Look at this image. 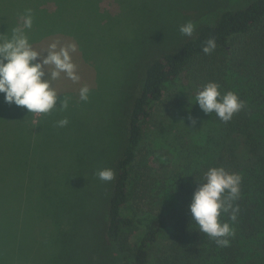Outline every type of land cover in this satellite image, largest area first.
<instances>
[{
  "label": "trees",
  "instance_id": "1",
  "mask_svg": "<svg viewBox=\"0 0 264 264\" xmlns=\"http://www.w3.org/2000/svg\"><path fill=\"white\" fill-rule=\"evenodd\" d=\"M45 1L14 0L13 6L39 7ZM51 1L58 8L95 6L100 30L93 36L100 49L124 48L129 35L137 42L156 35L165 49L159 56L146 57L145 41H140L141 51L137 49L146 60L139 68V89L125 93L122 101L118 92L111 116L98 119L99 128L91 131L86 123H74L72 135L61 141L63 149L32 170L31 135L36 124L26 108L17 107L12 120L27 138L22 185L18 192L12 189L11 202L0 205V234L14 242L21 240V247H31L33 217L32 227L51 231V243L68 264H87L84 249H77L89 234L99 242L96 232L109 246L104 264H264V0H240L218 10L211 21L195 23L192 36L184 39H179V28L192 17L180 13L177 6H210L213 0H118L121 13L106 15V20L96 9L101 0ZM127 6V14L168 7L152 10L149 21L125 31L120 22ZM15 18L14 27L19 25ZM103 22L110 24L103 26ZM34 26L33 20L26 34ZM111 27L115 33L107 31ZM211 37L216 48L205 54L202 48ZM185 80L193 93L186 103L180 84ZM208 82L218 84L221 94L234 92L244 102L230 121L203 112L196 102L197 92ZM168 96L173 106L160 112ZM187 105L193 117L186 114ZM176 108L185 120L190 119L192 142L174 144L165 155L167 164L155 166L157 150L147 141L148 125ZM95 160L97 169L88 170ZM211 167L242 177L240 197L234 201L239 207L236 220L227 213L220 216L234 233L225 247L199 231L188 208ZM105 168L114 171L112 181L99 179L98 171ZM91 175L97 176L96 182ZM136 230L140 231L134 237ZM5 242L0 240V252ZM0 258L4 264H31L21 261L22 253L15 250Z\"/></svg>",
  "mask_w": 264,
  "mask_h": 264
},
{
  "label": "rangeland",
  "instance_id": "2",
  "mask_svg": "<svg viewBox=\"0 0 264 264\" xmlns=\"http://www.w3.org/2000/svg\"><path fill=\"white\" fill-rule=\"evenodd\" d=\"M27 1L20 0L23 3ZM238 1L240 0H213L210 6L186 5L177 7L180 13L186 14L188 17L190 15L189 18L192 17L191 22L195 24L199 21H211L210 19L218 14V10L232 7L231 5ZM13 5L14 0H0V35L11 34L16 15L17 23L22 26L24 15L18 14L31 10L36 27L34 26V29L30 30L27 35L37 50L45 49L53 41L59 42L61 45L71 42H75L77 45V50L73 53V62L77 66V72L80 76L79 82H72L64 74H61L57 80L52 82L53 87L58 92L56 106H60V101L64 97L68 101L67 108H54L47 114L31 113L32 123L36 124L31 135L32 170L36 166L46 164V161H51V157L58 153L60 149H63L61 141L66 136L72 135L71 126H75L74 123L77 125L82 122L86 123L91 131H93L91 127L99 128L98 119L100 116H106L107 119L111 116L112 107L117 102L115 100L118 92L122 101L125 93L128 94V91L132 89H139L140 78L138 73L139 68L143 66V61L146 60L145 58L148 56H159L165 48L162 45L163 43L160 42L161 39L156 38V35L138 40V42L133 38L130 39L129 35L124 48L123 46H118L115 50L105 47L100 49L98 44L95 43L96 38L93 36L94 33L98 34L100 30L95 6H61L58 8L55 2L51 0L45 1L39 7ZM152 7L144 10L135 9L127 14L129 9V6H127L121 14L123 16L120 22L122 30L127 31L138 24L143 25V23L150 20V12L152 10L160 9L163 11L168 6ZM169 7L172 8L173 6ZM96 9L104 16L103 20L107 19L106 15L115 16L121 13V5L118 0H101L100 5L96 6ZM56 10L57 12H55ZM105 24L110 23H102L103 26ZM153 29H155V26L152 31ZM109 30L115 33L113 27L107 29V31ZM185 37L187 36L182 35L181 32L179 33V39H184ZM140 41H145L142 47L147 51L146 57L145 54L143 56L140 54L142 48L139 47ZM180 84L183 85L182 89H185L183 91V99L185 98L184 101L186 103L190 94L193 93L189 91V85L186 80L181 81ZM85 85L90 89L87 101L81 100L79 95L80 88ZM172 100L168 96L166 104H163L160 112L165 111L168 105L169 108L173 106ZM17 107L14 103H6L3 94H0V148H2L0 153V205L5 201L11 202L12 189L18 192L22 185L20 168L25 159L27 138L18 131V128L15 127V122L12 120V114L16 113ZM22 108L25 107L22 106ZM187 108L186 114L193 117L191 107L187 105ZM64 118H67L68 124L64 127H59L57 122ZM183 119L184 117L180 114V110L176 108L169 115L161 113L159 117L156 116L153 122L149 123L147 130L150 132L147 141L153 142V146L157 150L155 166L167 164L164 161L165 155L168 152L171 153V150L173 151L174 144L181 141L192 142L188 132L190 130V119H184V121ZM107 130L110 133L114 132L113 126H108ZM180 135L183 138L180 140L175 139ZM92 138H95V136L93 135ZM87 168L95 171L97 169V160L93 164L90 162ZM85 174H88V172ZM96 177V175L89 176L92 182L97 181ZM105 189L108 190L106 187ZM1 215L2 213H0ZM31 220V247L27 244L21 247V240L14 242L13 239L9 237L6 239L0 234V240L3 241L5 239L6 241V245L1 248L0 256L15 250L22 253L23 259L21 261L31 264H68L67 259L61 256L55 250L54 243H51V231L44 228L35 230L37 227H32L35 219L31 217ZM38 231L39 235L36 234ZM139 231L136 230L134 237H137ZM95 234L99 236V242L96 241L97 238L95 239L93 235H86L81 238V240H85V245L81 243L77 251L84 249L81 252L87 264H104L101 262H107L109 246L103 241L104 238L100 232ZM24 244L25 240L22 239V245ZM18 248L22 249L18 250ZM0 264H4L1 258Z\"/></svg>",
  "mask_w": 264,
  "mask_h": 264
},
{
  "label": "clouds",
  "instance_id": "3",
  "mask_svg": "<svg viewBox=\"0 0 264 264\" xmlns=\"http://www.w3.org/2000/svg\"><path fill=\"white\" fill-rule=\"evenodd\" d=\"M33 23L31 10H26L22 26L13 27L10 35H0V94L4 101L25 107L29 113L47 114L54 108L66 109V98L57 107L58 92L53 81L64 74L77 83L80 76L73 62V53L77 50L75 42L61 45L51 42L45 49L37 50L30 42L26 30ZM182 35L192 36L195 25L189 21L179 28ZM216 48L214 37L209 38L202 51L210 54ZM46 53V54H45ZM90 89L82 86L80 99L87 101ZM196 102L205 113H215L223 122H228L239 112L244 102L234 92L221 94L215 82L206 83L196 95ZM196 123L195 120L192 121ZM59 127L68 124L67 118L57 122ZM100 180L109 182L114 179V171L109 168L97 173ZM242 177L230 173L223 167H211L207 170L203 182L194 191L188 205L191 220L199 226V231L220 246L228 245V237L234 235L230 224L221 221V213H227L232 221L236 220L239 207L234 205L240 197Z\"/></svg>",
  "mask_w": 264,
  "mask_h": 264
}]
</instances>
